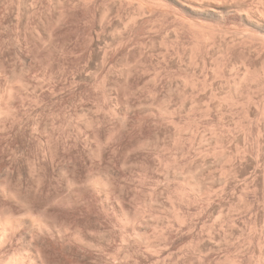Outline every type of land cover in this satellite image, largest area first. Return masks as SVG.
I'll list each match as a JSON object with an SVG mask.
<instances>
[{"label": "bare ground", "instance_id": "bare-ground-1", "mask_svg": "<svg viewBox=\"0 0 264 264\" xmlns=\"http://www.w3.org/2000/svg\"><path fill=\"white\" fill-rule=\"evenodd\" d=\"M261 1L263 2L264 0H261ZM261 1H260V3H261ZM42 2L44 4H42ZM252 2H253V0H9V1L0 0V264H147L149 259H153V260L157 261V263H159V261H161V260L158 261L159 256H158V254H156V252L150 253L151 249L153 251V248L155 249L157 247L155 245H151L149 243L146 244L142 238L143 234H145V233H143L145 231V229H144L145 223H143L145 219H144V217H142L143 211H141L142 213L139 212L136 215L137 218L135 217L136 218L135 221H132L134 219L132 218V216L129 215V209H130L129 207L132 206V204L134 202H133V200H131L132 198L129 196V195H131V193L128 194V191L126 192V189L123 185L124 184L123 181H125L128 178L123 180L125 178L126 174L122 170V168H119L116 165V163L114 162L115 156L120 151H121V153H119L120 157L121 158L123 157L124 161L122 159L121 160L125 164H126V160L133 158V156H134L133 159L135 161L132 160L133 162L131 161L130 162L131 164L139 163V165H140V164H143L142 161H145L144 159L146 158L147 150L149 149V148H147V145H148L147 141H149L148 139L150 138V134H149L150 132L144 131L145 130L144 128L141 129V128L137 127L138 128L137 129L136 127H132V126H134V124L131 126V124H132L131 122H129V124L131 123L130 126L128 125V123H126V122H128V121H126L128 117L133 118L135 116H139L140 113H136L139 111L134 110L135 113H133V112H130V110L127 107H125V110H123L124 109V107H123L122 110H119L118 113H115L116 111H114L111 108L112 106L110 104L111 107H109L110 108L109 111H111L110 112L111 115L107 112V114H109V116H105V115L104 116H98L97 115L98 112L102 111V108H103V106L98 103L99 105L97 106V108H96V106H94L92 104V106H94L97 110V111L95 110L96 113L93 112L96 114L95 118L92 117V119L89 120L86 117L87 120H84L85 118H83V116L86 114L85 112L87 111V108L90 104L87 106L83 102L82 99L78 101L76 99V95L74 94V92H75L74 90H73L74 92L71 90L73 92V95H72V92H70V91L69 92L71 93V95L68 93L69 97L73 96L70 99H69V97H67V99H66L65 96L61 95V93H63L61 91L66 85L64 86L63 85L64 83L63 84L60 83L61 79L60 78L58 79V77H55L54 76V72H55L54 69L53 70L49 69V67L52 64H54L55 62H59V63L61 62V64H62L63 61L66 59L65 58L66 55H67V58L70 57L69 54H72L74 56L73 59L76 61L77 65H79L78 62L80 63L82 60L85 61V59L87 57H89V58H87L86 61L89 60L91 62V60H93V59L96 60V58H98L97 56H99L100 58H98V61H100V59H102V61H101L102 66L105 67L104 64L106 63V61L113 60L111 58L117 57L115 55L118 54L119 52L126 53V55L130 54L132 47L129 46V44H130L129 38L131 37L132 34L129 36V34H130L129 33L125 37L122 35L124 32H127V31L130 32L132 30H134V32H135V30H137V31L141 32L140 34H142L143 32L148 31L149 33H153L155 37L160 38L161 41H164V40L168 39L169 36H171L168 33V30L171 29L173 32L172 35L174 36V38L177 41L179 40V36H180L179 33L185 32V34H187V35L189 34L190 40H191L190 45L193 46V52L190 50L192 56L195 55V52H197V51L198 52H201V51L206 52V51H208V49H210L213 46L218 48V49L217 48L216 49L219 51V53L221 52V55H222V53H226V55H227V52H229L230 50L232 51L233 49L240 48L241 52H242V58H243V61L241 62L242 63L241 65L243 66L242 70L244 69L242 72H244V73H242L243 76L241 75L242 78H240V80H238V78H237L238 82L235 80V83L237 82L239 84V86H238L239 88H240V85L245 84L247 86V89H249L250 88V86L248 84L249 81H247V80L250 78V75L252 76L255 74L254 71H253V73L251 72L252 71L251 69H254V68H252L253 66L251 67V65L253 63L250 64V61L252 59H254L255 57L258 58L261 55H263V57H264V7L262 6L263 10H259V9L255 8L256 6L254 7V4H253L254 2L253 3ZM255 4L258 5L259 2H258V4L255 2ZM263 4H264V2H263ZM11 7H14V9L12 8L13 10L11 9L12 11L9 10ZM51 10H53L54 13L56 14L55 19H53V20L49 19L50 17L47 18V16H48L47 14L50 13ZM81 10L86 11L88 13L90 12V13L94 14L95 16H96V13H98V20L96 23L93 22V24L90 25V27L88 28V32H87L88 38L86 39V41L84 42L83 45L71 46L68 43L69 41L67 42V40L70 38V37L69 38L66 37V35L68 34L67 29L69 28V26H72L74 24V19H75L74 16ZM6 11L7 12L11 11V14L7 13L9 15L8 17H6L7 16ZM40 11H41V13L43 12V15L40 13ZM258 11H260V12H258ZM38 12L42 15L41 18H39V16H41V15H39ZM5 14H6V16H4ZM36 14H38V15H36ZM5 17L12 24V25L9 24L11 27L6 23L7 21H6ZM9 17H11V18H9ZM34 17H38L40 20H38V22H34V23H36L35 24L36 26H32L33 27L32 30H29L31 25H33L32 20L37 19V18L33 19ZM4 20L6 21L5 23L8 27H6L4 25L5 24ZM230 24L238 25L241 28L240 29L234 28L235 31L232 30L233 34L230 35L231 37H228V34H229L228 31H225V30L219 31V30H222L223 28L224 29L227 28V26ZM216 25L219 27L222 26V29H221V27H220V29H218L219 27H217ZM34 27H36V28H34ZM42 27L47 30V34H46L47 37L45 39L41 38L40 35L38 34V29H41ZM46 30H45V32H46ZM92 31L94 34H96L95 39H94L95 36L93 37L94 34L93 33H92L93 35L91 34ZM122 31H123V33L120 34ZM169 32H170V30H169ZM101 33H103V36H104V33L105 34L107 33L108 36H110L109 34H111L112 36H114V38H112V37L110 38L107 36L108 38H110L108 40L107 37L103 38ZM116 33H119V38L117 40L115 38L117 36L113 35ZM138 33H136V34H138ZM66 38H68V39H66ZM113 39H115V41H118V42H116V43H118L116 48L113 47V45H115L112 43V41H114ZM71 41H72V39H71ZM160 46H162V45H160ZM89 49L91 50V52L89 51ZM194 49H196V50H194ZM85 50H86V53L84 52ZM87 50L89 51V53L87 52ZM210 50H212V49H210ZM94 52H95V54H97V56H95V54H93ZM87 53L89 54V56H87ZM207 54L208 55L210 54L209 51H208V53L206 52L205 55H207ZM68 55H69V57H68ZM72 55H71V57H72ZM124 55L125 54H123L122 56H124ZM131 55H132V53H131ZM218 55H220V54H218ZM223 55H225V54H223ZM39 56L44 58V60H43L44 65H45L44 66L45 72L43 74L44 81L41 84L40 83H38V84L34 83L31 85V83H29L30 81L28 82V79L25 77L26 76L29 77V74L31 75L30 71L32 68H33L32 70L35 71L34 68L36 67V65H35L36 59ZM121 58H125V57H121ZM127 58H129V61H131V63H135L138 61V60H136V58L134 56H132V57L126 56V59ZM212 58H214V57H212ZM68 60H70V59H68ZM184 60H186V59H184ZM201 60H203V59L201 58ZM66 61H67V59H66ZM75 61H72V62L74 63ZM84 61H82V62H84ZM93 61L91 63H93ZM237 61H239V60H237ZM236 62L234 65H236ZM252 62H253V60H252ZM260 62H261V58H260ZM59 63H57V64L59 65ZM84 63L86 65V62H84ZM87 63L89 64V62H87ZM94 63H95L94 65L96 66L97 60H96V62L94 61ZM175 63H177V62H175ZM129 64H130V62H129ZM138 64L139 63H137V65ZM210 64H211V62H210ZM92 65H91L92 68L94 67L95 69H98V67L96 68L94 65L93 66ZM106 65H107V63H106ZM87 66L85 68H87ZM102 66L100 68L102 70V72L99 71V69L97 71L94 70V72H93L94 68L92 69L90 66H88L87 69L81 68V70L83 72L80 71L77 74V76L74 77V79L72 81L73 84L71 82L69 86H71V85L74 86V83H75V86L82 85L83 82H86L87 80L89 81L91 79L94 80V78H96L100 74L104 78H107L109 73H110L111 68H109V69L106 68L107 70L104 71L103 70L104 67H102ZM108 67H109V65H108ZM203 67H204V65H203ZM259 67H258V69H259ZM136 68H138V66H136ZM205 68H206V66H205ZM217 68H221V67L217 66ZM232 68H233V66H232ZM127 70H126V73H124L125 71L123 69V71H124L123 73L125 74L126 79L124 78L125 80L121 85V86H123V84H124V87L121 88L122 91H121L120 96H119V97H121L120 100L123 99V97H126L127 95L132 94V92H134L135 89L137 88L136 87L137 83L135 81V78H134L132 72L129 70L127 71ZM213 70H214V68H213ZM213 70H212V72H213ZM216 71L218 72L219 70H216ZM97 72H99V74ZM141 73H142V71H141ZM214 73H213V75H214ZM57 76H58V74H57ZM234 76H236V75H234ZM258 76H259V78L262 77L261 80L263 81L262 82L263 86H261V87H264V67H263L262 71L260 70V73ZM55 78L58 79L59 82H56L54 80ZM104 78L102 79L103 83L105 82L104 80H106ZM252 78H253V76H252ZM255 78H257V75L255 76ZM255 78H254V80H255ZM96 79H98V78H96ZM206 79H208V77H206ZM187 80H188V78H187ZM258 80H260V79H258ZM258 80H257V82H259ZM151 81H152V79H151ZM246 81H247V83H246ZM251 81H253V79H251ZM90 82H93L92 84L95 86L97 85L96 87L100 86V84H101V83H98L99 81H97V82L90 81ZM215 82H216V80H215ZM257 82L255 84H257ZM59 83L61 85H59ZM185 83H184V85H185ZM191 83H187V84H189L188 85L189 87L191 86L194 89L195 88L199 89V88H197V84L195 87V82H193L194 84L190 85ZM229 83H230V81H229ZM235 83H234L235 88L232 84L233 88L230 87L232 89L230 91L228 90L229 92L226 91L229 94L224 93L225 91L223 93L226 94V96L229 95L231 102L233 103V106H235V107L237 106L236 107L237 109L235 107H233V108L238 110V107H240L241 108L240 111L241 110L246 111V110H248V107L250 109L249 105L252 104L251 100L253 99L252 98L253 94L251 95L250 93H254V91H253L254 89L248 90L249 92L246 91L248 93L247 96L244 99L242 98V100H241V98H239L238 94L240 95V93L242 91L241 92L238 91V88H237L238 84L237 83L235 84ZM171 84H173V83H171ZM187 84L184 87L180 86V84L176 86V88H179L177 90L181 89L180 91H182V92H180L181 93L180 95L186 96L189 93L188 91L186 92L187 88H185V87H187ZM252 84H251V87H252ZM102 85L104 87V84H102ZM200 85H201V89L203 90V92L205 90L204 87L206 85H207L206 87L208 88V83L207 84L202 83ZM210 85H212V84L210 83ZM230 86H231V84H230ZM258 86H260V85H258ZM258 86L255 88L261 89V87H258ZM66 87H68V86H66ZM105 87H106V85H105ZM243 87H245V86H243ZM112 88H114V87H112ZM207 88H206V90H207ZM242 88H240V89L242 90ZM196 89H195V91H196ZM251 90H252V92H250ZM262 90H264V88H262ZM102 91H103L102 95H103L104 99L106 101L109 99L111 100V95L113 93L111 88L108 90L106 89V90H102ZM174 91H175V86H174ZM193 91L194 90H192V89L190 90L191 93L188 94V97L190 96V94L193 95L192 94ZM212 91L214 93H212ZM212 91L210 94H212L213 97H215L216 96L215 93H217V92H215V90H213V88H212ZM257 91H259V90H257ZM167 94H169V93H167ZM243 94H244V92H243ZM163 95H165V94H163ZM152 97H153V95H152ZM190 97L192 98V96H190ZM193 97H194V95H193ZM216 97H219V96H216ZM262 97H263V95H262ZM126 98H124V99H126ZM164 98H166V96H163V99ZM171 98H172V96H171ZM221 98H224L223 102H225V103L229 100L227 97L228 100L226 101L225 100L226 97H224V95H222ZM254 98H255V96H254ZM65 99H66V101L69 99V101H67V102H69V104H70V107H69L70 109H73V108H71L72 106L74 107L73 112H70L72 110H70L67 107V104H66L67 102L65 101ZM169 99H168V101H169ZM192 99H194V98H192ZM217 99H219V98H217ZM166 100H167V98H166ZM181 100H179V101H181ZM263 100H264V98H263ZM161 102H163V101H161ZM181 102H183V101H181ZM191 102H192V100H191ZM220 102H222V101L220 100ZM228 102H227V104H228ZM231 102L229 103L230 105H231ZM261 102L262 101H260L259 105H261ZM164 103H165V101H164ZM168 103H170V102H168ZM196 103H197L196 101L191 103V105H190L192 107L191 109H194V107H196ZM253 103H254V101H253ZM256 103H258V102H255L252 105L256 106L257 105ZM263 103L264 102H262V105L264 106ZM84 104H85V106H87L86 111H85ZM183 104H184V102H183ZM247 104H249V105L247 106ZM148 105H150V103ZM184 105H183V107H184ZM151 106H153V104ZM170 106H171V104H170ZM221 106H224V105H221ZM221 106H219V107H221ZM141 107H143V106H141ZM181 107L180 108L178 107V108L182 109ZM257 107H259V106L257 105ZM257 107H255V108H257ZM66 108H68V111L70 110L69 111L70 113L66 110ZM126 108H127V110H126ZM137 108H138V106H137ZM140 108H138V109H140ZM162 108H163V104L161 107H159L157 109L162 110ZM188 108H190V107H188ZM89 109H88V111H89ZM157 109H155V110L157 111ZM164 109H166V110H163V112L168 111V107L166 108L164 106ZM172 109H173V107H172ZM172 109L170 108L169 111L172 112ZM177 109H175V110H177ZM206 109H207V107H206ZM209 109H211V108H209ZM92 110H93V108L91 109V111ZM175 110L172 114L175 113ZM163 112H161V114H163ZM199 112H200V110H199ZM204 112H205V110H204ZM170 113H168V115H170ZM178 113H180V112H178ZM114 115H115V117H114ZM170 116L172 118V115H170ZM263 116H264V113H263ZM82 118H83V120H82ZM203 118H205V117H203ZM172 121H174V122H172ZM172 121H171L172 125L171 124L170 125L172 126V128L174 127L176 129V130L175 129L173 130V133H174L175 131H177V127L180 125L174 124V123H177L175 120H172ZM150 122H149V124H150ZM153 123L155 124V122H153ZM235 123H237V122H235ZM233 124H234V122H233ZM256 124H257V122H256ZM152 125L150 127H152ZM155 125H153V126H155ZM137 126H139V125H137ZM241 126H243V125H241ZM140 127H143V126H140ZM147 127H148V125H147ZM239 128H240V126H239ZM146 129L149 130L150 128L148 127ZM179 129H180V127H179ZM230 129H228V130H230ZM149 131H151V130H149ZM178 132L180 133V130L177 131V133L175 132L174 136L176 134H177V136L181 135V134L178 135ZM186 132H187V130H186ZM206 133H204V134H206ZM211 133L212 132H210V134ZM155 134H156V132H155ZM183 134H184V131H183ZM177 136H175V138L173 136L172 137L177 140ZM133 137H135V140H134L135 143H134L133 148L131 147V149H130L129 147H125V146L129 145L128 142L131 143L130 139H132ZM199 137H201V136H199ZM202 139H204V138H202ZM218 139H219V137H218ZM204 140H206V138ZM158 141H159V139H158ZM198 141L201 142L202 140H198ZM237 142H239V141H237ZM174 143H172V144H174ZM201 143L203 144L204 142H201ZM218 145H219V143H218ZM227 146H226V148H227ZM203 147H204V145H203ZM208 147H210V146L208 145ZM235 147H236V145H235ZM200 148H201V146H200ZM120 149H122V150H120ZM220 149H223V147H221ZM241 150H244V149H241ZM131 151H133V152H131ZM222 151L224 152V150H222ZM238 151H236V152L238 153ZM130 152H131V154L132 153H135V154L132 156L130 154ZM215 152H217V150ZM186 153L188 154V152H186ZM198 153H200V152H198ZM219 154H220V152H219ZM135 156H136V158H135ZM224 156L227 157V155H224ZM260 156H262V154ZM210 157L211 156H209L208 158H210ZM229 157H232V156L230 155ZM229 157H227V160L231 159ZM213 158H214V155H213ZM224 158H222V159L225 160ZM216 159H218V158H216ZM233 159H235V161H234V164H235L236 158H233ZM213 160H215V159H213ZM258 160H259V158H258ZM127 162H128V160H127ZM175 162L177 163V161H175ZM229 162H230V165H232V170H234L233 167L235 168L237 164H235V165L232 164L233 161H232V163H231V161H229ZM191 164H193V163H191ZM171 165H172V163H171ZM216 165H218V164H216ZM263 165H264V163H263ZM256 166H255V168H256ZM255 168H253L252 172H255L254 171V170H256ZM196 169L197 168H195V170ZM201 169L197 170V171L202 172ZM228 169L231 170V168H228ZM193 171L194 170H192V172ZM223 171H224V169H223ZM235 171L237 172V170H235ZM142 172H140L141 173V175L139 174L140 180H138L140 186H138V190H134V192L136 193V195L134 196L135 198L137 196L141 195L142 190H139V189L143 188L142 180L144 177L142 176L143 175ZM172 172H174V171H172ZM217 172H218V170H217ZM230 172H232V171H229V173ZM238 172L241 174L240 171H238ZM175 173H176V170H175ZM180 173H182V172H180ZM233 173H235V172H232V174H231L232 177H234ZM243 173H245V172H243ZM243 173H242V175L244 176ZM249 173L251 174V172H249ZM189 175L188 176L186 175L187 176V178H186V177H183L179 174V176L185 178L184 181L186 182V186L188 185V186H190V188L192 187L193 188L192 190H194V192H195V190L200 192V189H199L200 183L199 184L195 183L194 180L191 178L192 176L190 177ZM253 175L254 174H252V176ZM165 176L169 177V175H165ZM238 176H240V175H237V177ZM248 176H249V177H247L248 179L246 177H241V178L243 179V181H244V178H246V181H247L251 177L249 174H248ZM194 177H196V176L194 175ZM253 177L256 178L255 176H253ZM169 178H167V179H169ZM174 178H175V176H174ZM183 178H182V180H183ZM234 178H236V176ZM211 180H209V181H211ZM226 180H228V179H226ZM174 182H175V180H174ZM209 183H212V182H207L206 184H209ZM225 183H227V182H225ZM249 183H251V182H249ZM219 184H220V182H219ZM221 184H223V182ZM184 186L185 185H183V187L181 189H182V191H185V193H186V188H184ZM203 186H204V184H203ZM243 186H246V185H243ZM144 187L146 188V186H144ZM134 189H136V188H134ZM223 189L224 188H222V190ZM175 190H176V188H175ZM129 191H131V190H129ZM134 192H132V193H134ZM161 193H163V192H161ZM149 195L151 196V194H149ZM234 195H235V193H234ZM134 197H133V199H134ZM146 197H148V196H146ZM146 197H145V199H146ZM152 197H153V195H152ZM202 197H203V195H202ZM195 198H197V197L195 196L194 199ZM162 199H164V198H162ZM139 200L140 199H138L137 202L140 204ZM147 200H146V202H147ZM228 200H229V198H228ZM236 203L237 202L235 201V205H236ZM155 204H156V202H155ZM155 204H153L152 206H154ZM159 204H161V203L159 202L158 206H159ZM163 208H164V206H163ZM155 210H157V209H155ZM164 210H166V208H164ZM227 210H229V209H227ZM167 211H168V209H167ZM168 212L170 213V211H168ZM257 212H258V210H257ZM140 213L142 215H139ZM199 213L200 212H198V214ZM220 214H221V212H220ZM222 214H223V212H222ZM172 215H174V213H172ZM234 215H235V213H234ZM158 216H160V215H158ZM219 216H222V215H219ZM131 218H132V220H131ZM118 219L120 220L119 222L122 225H124L126 227H128V225L132 226V230L134 231L133 232V238H131L130 236L128 237L126 235V233L125 234L121 233L122 236H120L121 237L120 241H122V245L126 243L124 246V249H123L124 251H122L123 257L121 259V262L118 261V260H120L118 257V256H120V255H118L119 254L118 252H119V250L121 251V247L118 246L119 243L117 244V239L119 237L118 235H120V233L117 232V226H116V223H117L116 221ZM230 219L231 218H229V220ZM153 220L155 221V219H153ZM183 220H185V219H183ZM214 220L216 221V219H214ZM147 222H146V224H148ZM162 222H163V220H162ZM220 222H221V219H220ZM168 224H169V222H168ZM225 224H226V222H225ZM161 226H162V224H161ZM211 226H213V225H211ZM147 231H148V229H147ZM211 231H212V229H211ZM250 231H252V230L250 229ZM164 232H166V230ZM210 232H208L209 235L211 234ZM146 240H148V239H146ZM210 240H212V239H210ZM152 241H153V239H152ZM208 241H209V239H208ZM149 242H151V241H149ZM210 243H212V242H210ZM213 243H214V241H213ZM219 245H221V244L219 243L218 246ZM159 247H160V245H159ZM161 250H163V249H161ZM161 250H159V251H161ZM159 251H158V253H161ZM194 252H195V250H194ZM198 252H199V250H198ZM198 252H196V253H198ZM132 253H134L135 259L133 261L132 260L130 261L129 259H130ZM186 257H187V255H186ZM131 259H132V257H131ZM199 259H200V257H199ZM231 263H232V261H231ZM190 264H191V262H190ZM227 264H230V263H227ZM233 264H237L235 260H233Z\"/></svg>", "mask_w": 264, "mask_h": 264}, {"label": "rangeland", "instance_id": "rangeland-1", "mask_svg": "<svg viewBox=\"0 0 264 264\" xmlns=\"http://www.w3.org/2000/svg\"><path fill=\"white\" fill-rule=\"evenodd\" d=\"M6 1H9V0H6ZM260 1L261 0H257V1L253 0L254 3L253 2L252 3L254 4V7L256 6L255 8H257L259 10H263L262 6L264 7V4H263L264 1L263 2L261 1V3H260ZM43 2H42V4H44ZM255 2L257 4L259 2V4L256 5ZM12 8L14 9V7H11L9 10H11ZM11 11H9V12L6 11V14L7 13L11 14ZM258 12H260V11H258ZM40 13H41V11H40ZM40 13L38 12L39 15H41V14L43 15V12L41 14ZM6 14L4 16H6ZM8 14H7L6 17L9 16ZM38 14H36V15H38ZM42 15L39 16V18H41ZM47 15H48L47 18L50 17L49 19H52V20L55 19V16H56V14L54 13L53 10H51L50 13H48ZM9 18H11V17H9ZM39 18L38 17H34L33 18V19H36V20H32L33 25H31L29 30H32V28H33L32 26H36L35 25L36 23H34V22H38V20H40ZM74 18H75L74 19V24L72 26H69V28L67 29V33L68 34L67 33H66L67 35L65 34L66 37H68V38L70 37V38L69 39L66 38V39H68L67 42L69 41L68 43L71 46H73V45L74 46L83 45L84 42L86 41V39L88 38L87 37L88 36V34H87L88 28L90 27V25L93 24V22L96 23L97 20H98V13H96V16H95L94 14H92L90 12L88 13L86 11H82L81 10L74 16ZM6 21L4 20V23L6 22L8 25L9 24L12 25L10 23V21L7 20V18H6ZM6 23L4 25L6 27H8L6 25ZM217 27H219V26H217ZM220 27L222 29V26H220ZM220 27L218 29H220ZM34 28H36V27H34ZM234 28L235 29H240L241 27L238 26V25H235V24H230V25L227 26V28H225V29L223 28L222 30H219V31H223V30L228 31L229 32L228 37H231L230 35L233 34V31H235ZM45 30L46 29H44L43 27L41 29H38V34L43 39H45L47 37L46 36L47 30H46V32H45ZM169 30H170V32H169ZM169 30H168V33L172 37L169 36L168 39H166L164 41H161L160 38L155 37L153 33H149L148 31H145L142 34H140L141 32H139L137 30H135V32H134V30H132L133 32L132 31L124 32L125 34L122 31L120 34L123 33L122 35L125 36V37L129 33H130L129 36L132 34L131 35L132 38L131 37L129 38L130 39L129 46L132 47L131 48L132 50L130 51V54H128V55H126V53L119 52L118 54L115 55L117 57L111 58L113 60L116 58L114 61L113 60H108L109 62L106 61L107 65H106V63L105 64L103 63L105 65V67L102 66V62H101L102 59H100V61H98V58H100V57L97 56V54H95V52H94L93 54H95V56L98 57V58H96V60H97V65L96 66L94 65L95 64L94 61L96 62L95 59H93L94 61L91 60V62L93 61V63H91L89 60L86 61V59L89 58V57H87L85 59V61L82 60V61L86 62V65L82 61L80 63L78 62L79 65H77L76 61L73 59L74 56L72 54H69L70 55V57L68 55L69 58H67V55L65 57L67 59V61L65 59L62 64H61V62L60 63L59 62H55V63L53 62L55 65L52 64L49 67V69H52V70L54 69V71H55V72L53 71L54 72V76L58 77V79L59 78L61 79V81H60L61 84L64 83L63 84L64 86L65 85L68 86V87L65 86L66 88L64 87L62 89L61 92H63V93H61V95L65 96L66 99H67V97H69V94L71 95L70 92H72L74 90L75 92L74 91L73 92L76 95V99L78 101L82 99L83 102L87 106L90 104L88 106V108L84 104L85 111H86V108H87V111L85 112L86 114L84 113L85 115L83 116V118H85L84 120H87V119L91 120L92 117L95 118V115H96L95 114L96 113L95 110H96V108H97V106L99 104L102 105L103 108H102V111L98 112V114H97L98 116H104V115L105 116H109V114L111 115V113H110L111 111H109L110 110L109 107H111V106H112L111 108L114 111H116L115 113H118V111L122 110L123 107H124L123 110H125V107H127L130 110V112L135 113V111H139V112H136V113H140L139 114L140 117L139 116H135L133 118L128 117L127 120H126L128 122H126V123H128L129 126L132 123L131 126L134 124V126H132V127H136V128L138 127V128H141V129L144 128L145 129L144 131L150 132L149 133L150 134V138L148 139L149 141H147L148 142L147 143L148 144L147 148H149V149L147 150V156L144 159L145 161H142L143 164H140L141 166L139 165V163H137V164H131L130 163L132 160L135 161L133 159L134 158L133 155L135 153L131 154V152H133V151L130 152V154L133 156V158H131L129 156L131 159H127L128 162L126 160V164L124 162H122L123 157L121 158L120 154H119V153H121L120 150H122V149L119 150L120 152L117 153V155L114 158V162L116 163V165L119 168H122V170L126 174V176H125V178L123 180L128 178L125 181H123L124 184L123 183L122 184L124 185V187L126 189V192L128 191V194L131 193V195H129V196L132 198L131 200H133V202H134L133 204L131 203L132 206L129 207L130 208L129 209V215L132 216V218L134 219V220H132V218H131V220L135 221V219L137 218L136 215L139 212L143 211V215L141 214L142 212L139 214V215H142V217H144V219H145L144 222H143V223H145V228H144L145 231L143 233H145L146 235L143 234V236H142L143 240L145 241L146 244L149 243L151 245H155L159 250L163 249L161 251H159L157 248H155V249L153 248V251L151 249L150 253H152V252L155 253L156 252V254H158V256H159L158 261L159 260H161V261H159V263H157V261H155L153 259H149L147 264H156V263L157 264H164V263L165 264H187V263L190 264V262H191V264H217V263L218 264H222V263L223 264H225V263L226 264L227 263L233 264V260H235L237 264H247V263L248 264H264V165H263V163H264V116H263L264 106L262 105V102H264V100H263V98H264V90H262V88H264V87H261V86H263V83H262L263 81L261 80L262 77L260 76L261 78H259V76H258L259 73H260V70L262 71V69L264 67L263 66L264 65V57H263V55H261L258 58L255 57L254 59H252L253 62H252V60L250 61V64L253 63L251 65V67L253 66L252 68H254V69H251L252 70L251 72L253 73V71H254L255 74L257 75V78L260 79V80L255 78V76H256L255 74L252 75L253 78L250 75V78H249L250 80L249 79L247 80V81H249L248 84H249L250 88L248 87L249 89H247V86L244 84V85H240V88L245 86L241 90L238 87L239 84L237 83L238 80H240V78H242V76H243L242 73H244V72H242L244 69L242 70L243 66L241 65L242 64L241 62L243 61V58H242V52H241L240 48L233 49L232 51L230 50L229 52H227V55H226V53H222V55H221V52L219 53V51L217 50L218 48L213 46L214 48L213 47L210 48L212 50L208 49V51L210 53L209 55L207 54L208 56L205 55L206 52L208 53V51H206V52L205 51H201V52L197 51V52H195V55L192 56L191 51L193 52V46L190 45L191 44L190 43L191 40H190L189 34L187 35V34H185V32L179 33L180 36H179V40L177 41L174 38V36L172 35L173 34L172 30L171 29H169ZM92 33H93V31L91 32V34ZM136 33H138V34H136ZM95 35L96 34H94L93 37ZM101 35H102L103 38H106L108 36L107 33L106 34L104 33L105 37L103 36V33H101ZM109 35L110 36H108V37L114 38V36H112L111 34H109ZM113 35L117 36V37H115L116 40L119 38V33H116V34H113ZM108 37H107V39L109 40L110 38H108ZM95 38H96V36L94 37V39ZM71 39H72V41H71ZM113 40L114 41H112V43L115 44V45H113V44L112 45H113V47L116 48L117 44H118L116 42H118V41H115V39H113ZM159 44L162 45V46H160ZM194 50H196V49H194ZM89 51L91 52L90 49H89ZM89 51L87 50L88 53H89ZM84 52L86 53V50ZM88 53H87V56H89ZM131 53H132V55H131ZM123 54H125V55L122 56ZM218 54H220L221 56L218 55ZM223 54H225V55H223ZM71 55H72V57H71ZM126 56L127 57L128 56L129 57L134 56L136 58V60H138V61L135 62V63H131V61H129V58H127L128 60L126 59ZM121 57H125V58H121ZM212 57H214V58H212ZM201 58L203 60H201ZM260 58H261V62H260ZM68 59H70V60H68ZM184 59H186V60H184ZM43 60H44V58H42L41 56L37 57L36 64H35L36 67L34 68L35 71H33L32 70L33 68H32L31 71H30L31 75L29 74V77L28 76L25 77V78L28 79V82L30 81L29 83H31V85L34 84V83L35 84H38V83L41 84L44 81L43 74L45 72L44 71L45 70V67H44L45 65H44V61ZM71 60L75 61V62L73 63ZM237 60H239V61H237ZM201 61L202 62L204 61L203 62L204 64ZM87 62H89V64ZM129 62H130V64H129ZM175 62H177V63H175ZM210 62H211V64H210ZM235 62H236V65H234ZM57 63H59V65ZM137 63H139V64L137 65ZM92 64L96 68L98 67L99 71H101V72H102V70L100 69L101 66L104 67V69H103L104 71H106L107 69L111 68L108 77L104 78L100 74L99 76L96 77L98 79L94 78V80H92V79L89 80V81L87 80L86 82H83V84L79 85V86H75V83H74V86L73 85L69 86L70 83L73 81L74 77H76L77 74L80 71L83 72L81 70V68L84 69L87 65L91 67ZM108 65H109V67H108ZM203 65H204V67H203ZM88 66H87V68H88ZM136 66H138V68H136ZM205 66H206V68H205ZM217 66L221 67V68H217ZM232 66H233V68H232ZM258 67H259V69H258ZM87 68H85V69H87ZM213 68H214L215 71L213 70ZM98 69L94 68L93 72H94V70L97 71ZM123 69H124L125 72L123 71ZM127 69L132 72V74H133V76L135 78V81L137 83V86H136L137 88L135 89L134 92H132V94L127 95L126 96L127 98L123 97V99L120 100L121 97H119V96H120V93L122 91L121 88L124 87V84H123V86H121V85L124 82V80L126 79L125 78L126 76H125L124 73H126ZM212 70H213V72H212ZM216 70H219V71L217 72ZM141 71H142L143 74L141 73ZM56 73L58 74V76H57ZM97 73L99 74V72H97ZM213 73H214V75H213ZM234 75H236V76H234ZM206 77H208V79H206ZM103 78L106 79V80H104L105 81L104 83L102 82ZM187 78H188V80H187ZM237 78H238V80H237ZM254 78H255V80H254ZM58 79L55 78L54 80L56 82H59ZM151 79H152V81H151ZM251 79H253L254 82L251 81ZM96 80L99 81L98 83H101L100 86H98L99 88L96 87L97 85L96 86L93 85L92 84L93 82H90V81L97 82ZM215 80H216V82H215ZM235 80L237 81L236 83L238 84L237 85L238 91H240V92L242 91L240 93L241 96L237 93L239 98H241V100H242V98L244 99L247 96V94H248L247 92H249L248 90L254 89L253 90L254 93H250V94L251 95L253 94L252 95L253 97L251 96L253 98L252 100L254 101V103L258 102L256 104L259 107H257V105L256 106L252 105L254 103L251 100L252 104H250V103H249L250 105L247 104V106L248 105L250 106V109L248 107V110H246V111H244V110L242 111L241 110L242 111L241 112L240 111L241 108L238 107V110H236L237 106L236 107L233 106V103L231 102V99H230L229 95L226 96V94H229L228 92L233 88V86L235 88V85H234ZM257 80L260 83L257 82ZM192 81L195 82V87H196V84H197V88H199V89L195 88L196 91L191 86L189 87L188 86L189 84H187V83H191ZM229 81H230V83H229ZM247 81H246V83H247ZM170 82L173 83V84H171ZM193 82L190 85L194 84ZM201 82L202 83H206V84L208 83V88L206 87L207 85L204 87L205 88V90H204L205 93L201 89V85H200V84H202ZM256 82H257V84H255ZM60 83H59V85H61ZM184 83H185V85H184ZM210 83L212 85H210ZM250 83L252 84V87H251ZM72 84H73V82H72ZM102 84H104V87H103ZM179 84H180V86H183V87L186 86V84H187V87H185V88H187L186 92L188 91L189 93H191L192 91L190 92V90L191 89L194 90L193 93H192L194 95V97L191 94H190V96H192V98H194L195 100L192 99L190 96L188 97L189 93L186 95L187 97L183 96V95H180L181 94L180 92H182V91H180L181 89L177 90L179 88H176V86L179 85ZM230 84H231V86H230ZM232 84H233V86H232ZM105 85H106V87H105ZM258 85H260V86H258ZM174 86H175V91H174ZM257 86L261 87V89L260 88L259 89L255 88ZM112 87H114V88H112ZM230 87H232V88H230ZM105 88L107 90L111 88V90L113 92L112 95H111V100L109 99V100L106 101L104 99V97L102 95L103 94L102 90H106ZM206 88H207L208 91L206 90ZM212 88H213V90H215V92H217V93H215L216 96H219V97L215 96L216 97L215 98V97H213L212 94H210L211 91H212ZM256 89L259 90V91H257ZM226 91H228V92H226ZM73 92H72V95H73ZM223 92L226 93V94H224ZM243 92H244V94H243ZM250 92H252V90ZM167 93H169V94H167ZM212 93H214V92L212 91ZM163 94H165V95H163ZM261 94L263 95V97H262ZM152 95H153V97H152ZM222 95H224V97H226V99H225L226 101L228 99L230 100V101L228 100L229 102L227 101L228 104H227V102L226 103L223 102L224 98H221ZM163 96H166L167 100H166V98L163 99ZM171 96H172V98H171ZM254 96H255V98H254ZM72 97L73 96L69 97V99L72 98ZM227 97H228V99H227ZM124 98H126V99H124ZM217 98H219V99H217ZM66 99H65V101H66ZM69 99L67 101H69ZM168 99H169V101H168ZM160 100L163 101V102H161ZM179 100L183 101L185 105L183 104V102H181ZM191 100H192V102H194V101L197 102L196 103V107H194V109H191L192 108L190 106L191 103H192ZM220 100L222 102H220ZM164 101H165V103H164ZM260 101H262L261 105H259ZM168 102H170V103H168ZM230 102H231L232 106L229 104ZM149 103H150V105H148ZM66 104H67V107L69 108L70 107L69 102H67ZM92 104L94 106H96V108L94 106H92ZM110 104H111V106H110ZM152 104H153V106L154 105L155 106L154 107L151 106ZM162 104H163L162 110H160L161 108L157 109V108L161 107ZM170 104H171V106H170ZM183 105H184V107H183ZM221 105H224V106H221ZM137 106H138V108H140L141 106H143V107H141L142 109L141 108L138 109ZM164 106L166 108L168 107V111H165L166 113L163 112V110H166V109H164ZM205 106L207 107V109H206ZM219 106H221V107H219ZM172 107H173L174 110L177 109L178 107L179 108L181 107L182 109L178 108L179 110L178 109L175 110L176 114L175 113L172 114L174 112ZM188 107H190V108H188ZM233 107H235L236 109L233 108ZM255 107H257V108H255ZM68 108H66L67 111H68ZM71 108L74 109L73 106ZM92 108H93V110L91 111ZM127 108H126V110H127ZM170 108L172 109V112L169 111ZM209 108H211L212 110L209 109ZM73 109H70L72 111H70V110L69 111L73 112ZM88 109H89V111H88ZM155 109H157V111ZM199 110H200V112H199ZM204 110H205V112H204ZM93 112H95V113H93ZM107 112L109 114H107ZM161 112H163V114H161ZM178 112H180V113H178ZM168 113H170V115H172V118H171L170 115H168ZM86 117H87V119H86ZM114 117H115V115H114ZM203 117H205V118H203ZM83 118H82V120H83ZM171 119L175 120L177 122V123H174V124L180 125V126L177 127V131L180 130V133L178 132V135L179 134H181V135H179V136H177V134L175 135V136H177V140L174 139L175 138L174 133L175 132L177 133V131H175L173 133V130L175 128L174 127L172 128V126H171L172 125V123H171L172 120ZM152 121L155 122L156 125ZM232 121L234 122V124H233ZM129 122H131V123L129 124ZM149 122H150L151 125L153 124L155 126L152 125V127H150L151 125L149 124ZM172 122H174V121H172ZM235 122H237V123H235ZM256 122H257V124H256ZM136 124L139 125V126H137ZM146 124L148 125V127L150 128L149 130H151V131L146 129V128H148ZM241 125H243V126H241ZM140 126H143V127H140ZM239 126H240V128H239ZM179 127H180V129H179ZM228 129H230V130H228ZM186 130H187V132H186ZM183 131H184V134H183ZM155 132H156V134H155ZM210 132H212V133L210 134ZM204 133H206V134H204ZM199 136H201V137H199ZM218 137H219V139H218ZM202 138H204V139L206 138V140H204ZM158 139H159V141H158ZM134 140H135V137L130 139L131 143L128 142V144L130 146L127 145L125 147H129L130 149H131V147L133 148L134 143H135ZM198 140H202L201 142H204V143L202 144ZM237 141H239V142H237ZM172 143H174V144H172ZM218 143H219V145H218ZM203 145H204V147H203ZM208 145L210 147H208ZM235 145H236V147H235ZM200 146H201V148H200ZM226 146H227V148H226ZM219 147L220 148L223 147V149H220ZM241 149H244V150H241ZM216 150H217V152H215ZM222 150H224V152ZM197 151L200 152V153H198ZM218 151L220 152V154H219ZM236 151H238V153ZM186 152H188V154ZM228 153L232 157H229L230 155ZM261 154H262V156H260ZM213 155H214V158H213ZM224 155H227V157L231 158V159H228V160L231 161V163L233 161L232 164H234V161H235V159H233V158H236L235 164H237V165H236L235 168L233 167L234 170H232V165H230V162L227 160V157H225ZM209 156H211V157L208 158ZM220 156L222 158L225 157L224 158L225 160H223ZM135 158H136V156H135ZM216 158H218V159H216ZM258 158H259V160H258ZM213 159H215V160H213ZM174 160L177 161V163ZM171 163H172V165H171ZM191 163H193V164H191ZM216 164H218V165H216ZM185 166L186 167L188 166V167L186 168ZM255 166H256V168H255ZM195 168H197V169L195 170ZM228 168H231V170L228 169ZM253 168L256 169V170H254L255 172H252ZM200 169H201L202 172L197 171V170H200ZM223 169H224V171H223ZM175 170H176V173H175ZM192 170H194V171L192 172ZM217 170H218V172H217ZM235 170H237V172ZM172 171H174V172H172ZM229 171L235 172V173H233V175H234V177L236 176V178L232 177V175H231L232 172L229 173ZM238 171H240L241 174ZM140 172H142V174H143L142 176L144 177L143 180H142V182L144 183V184L142 183L143 188L141 189L139 187L140 188L139 190H142L141 191V195L142 196L139 195V196H137L138 198L137 197L135 198L134 196L136 195V193L134 192V190H138V186H140L139 182H138V180H140V178H139V174L141 175ZM180 172H182V173H180ZM243 172H245V173H243ZM249 172H251V174ZM242 173L244 174V176L242 175ZM179 174L181 176H183V177H186V178L190 174L189 176L190 177L192 176L191 178L194 180L195 183H198V184L200 183L199 184L200 192L196 191V190L194 192V190H192L193 189L192 187L190 188V186H188V185L186 186V182L184 181L185 178L179 176ZM248 174L251 176L250 178L252 180L249 178V180L246 181V178L249 177ZM252 174H254L253 176H255L256 178H254L252 176ZM165 175H169L170 178L168 176L166 177ZM194 175L196 177H194ZM237 175H240V176L237 177ZM174 176H175V178H174ZM241 177H246V178H244V181H243V179ZM167 178H169L170 180L167 179ZM182 178H183V180H182ZM226 179H228V180H226ZM174 180H175V182H174ZM209 180H211V181H209ZM205 182L206 183L207 182H212V183L206 184ZM219 182H220V184H219ZM222 182H223V184H221ZM225 182H227V183H225ZM249 182H251V183H249ZM203 184H204V186H203ZM183 185H185L184 188H186V193H185V191H182V189H181L183 187ZM243 185H246V186H243ZM144 186H146V188ZM134 188H136V189H134ZM175 188H176V190H175ZM222 188H224V189L222 190ZM129 190H131V191H129ZM132 192H134V193H132ZM161 192H163V193H161ZM234 193H235V195H234ZM149 194H151V196ZM205 194L206 195L208 194V195L206 196ZM152 195H153V197H152ZM202 195H203V197H202ZM146 196H148V197H146ZM195 196L197 198L194 199ZM133 197H134V199H133ZM145 197H146V199H145ZM199 197L200 198L202 197V198L200 199ZM162 198H164V199H162ZM228 198H229V200H228ZM138 199H140L139 202H140L141 205L137 202ZM146 200H147V202H146ZM235 201L237 202L236 205H235ZM155 202H156V204H155ZM159 202L161 204H159V206H158ZM153 204H155V205L152 206ZM163 206H164V208H166V210H164ZM155 209H157V210H155ZM167 209H168V211H170V213L167 211ZM227 209H229V210H227ZM257 210H258V212H257ZM198 212H200V213L198 214ZM220 212H221V214H220ZM222 212H223L224 215L222 214ZM227 212L228 213L230 212V213L228 214ZM172 213H174V215H172ZM234 213H235V215H234ZM158 215H160V216H158ZM219 215H222L223 217L219 216ZM219 218L221 219V222H220ZM229 218H231V219L229 220ZM153 219H155V221ZM183 219H185V220H183ZM214 219H216V221ZM162 220H163V222H162ZM119 221H120L119 219L116 221L117 222L116 226H117V232L120 233V235H118L119 237L117 239V244L119 243L120 245L118 244V246L121 247V251L119 250V252H118L119 253L118 255H120V256H118L119 259H120L118 261L121 262V259L123 257V252L122 251H124L123 249H124V246L126 244L125 243V244L122 245V241H120V239H121L120 236H122L121 233H123V234L126 233V235L128 237L130 236L131 238H133V232L134 231L132 230V226L128 225V227H126V226L122 225ZM146 222L148 224H146ZM168 222H169V224H168ZM225 222H226V224H225ZM161 224H162V226H161ZM211 225H213V226H211ZM147 229H148V231H147ZM208 229L210 231L212 229V231L210 232ZM250 229L252 231H250ZM165 230H166V232H164ZM208 232H210L212 235L211 234L209 235ZM146 239H148V240H146ZM152 239H153V241H152ZM208 239H209V241H208ZM210 239H212V240H210ZM149 241H151V242H149ZM213 241H214V243H213ZM210 242H212V243H210ZM219 243L221 245L218 246ZM159 245H160V247H159ZM194 250H195V252H194ZM198 250H199V252H198ZM158 251L161 252V253H158ZM196 252H198V253H196ZM186 255H187V257H186ZM131 257H132V259H131ZM131 257H130L129 260L133 261L135 259L134 253L131 254ZM199 257H200V259H199ZM231 261H232V263H231Z\"/></svg>", "mask_w": 264, "mask_h": 264}]
</instances>
